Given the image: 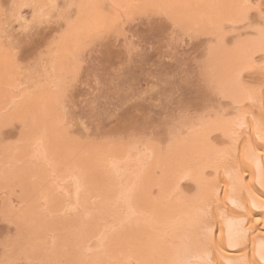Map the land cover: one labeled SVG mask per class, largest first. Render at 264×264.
Returning <instances> with one entry per match:
<instances>
[{
  "label": "bare ground",
  "instance_id": "obj_1",
  "mask_svg": "<svg viewBox=\"0 0 264 264\" xmlns=\"http://www.w3.org/2000/svg\"><path fill=\"white\" fill-rule=\"evenodd\" d=\"M16 2L35 4L33 12L43 5H56L55 0ZM241 2L75 0L72 5L78 7L70 22L66 20L47 50L41 80H22L20 67L11 49L2 43L0 31V125L20 124L16 142L0 148V195L7 193L0 213L17 230L6 242L9 248L2 254V263L199 264L188 237L196 229L201 198L209 194L208 182L213 178L222 189L220 206L228 209L224 220L216 214L217 239L223 225L226 243L229 219H246L245 227H249L257 214L264 215L258 207L249 219L239 207L225 204L223 189L230 168L221 162L218 151L232 144L226 121L236 115L233 96L246 109L256 107L260 113L259 96L252 105L236 85L238 73L243 84L257 90L260 85L245 80L253 63H259L253 54L259 59L260 34L252 29L239 34L244 24L238 23L232 5ZM92 4L102 7H89ZM149 9L165 14L185 30L209 36L204 73L233 111L221 108L187 122L183 131L173 133L163 145L73 138L68 126H61L60 85L76 68L79 51L109 31L113 20L120 22ZM42 153L47 154L46 159ZM246 164L249 178L257 166L264 169L262 159ZM74 177H80L82 183L79 203ZM129 188H134L130 205L121 199V193ZM258 189L257 185L253 191ZM235 199L237 205L251 207L247 192ZM237 227L233 225V230ZM261 235L264 229L257 227L249 236V252L254 243H260L255 238Z\"/></svg>",
  "mask_w": 264,
  "mask_h": 264
},
{
  "label": "rangeland",
  "instance_id": "obj_2",
  "mask_svg": "<svg viewBox=\"0 0 264 264\" xmlns=\"http://www.w3.org/2000/svg\"><path fill=\"white\" fill-rule=\"evenodd\" d=\"M74 1L55 0L58 7L50 10V20L35 23L27 31L21 30L23 21H13L6 34L2 31V43L11 49L22 80L43 78L47 50L66 22L59 18V10ZM11 2L0 0V7L7 8ZM20 15L31 20L33 8L21 10ZM243 26L239 34L250 33L249 25ZM120 28L127 38L111 30L95 38L79 51L77 66L65 79H74L67 98L61 97L64 122L73 138L163 145L187 122L221 108L233 111L204 73L209 36L185 30L152 9L123 18ZM245 80L256 86L261 83L258 72H247ZM253 110L259 116L256 107ZM19 125H0V148L16 142ZM5 195V191L0 195V206ZM16 232L15 225L0 213V260Z\"/></svg>",
  "mask_w": 264,
  "mask_h": 264
},
{
  "label": "snow or ice",
  "instance_id": "obj_3",
  "mask_svg": "<svg viewBox=\"0 0 264 264\" xmlns=\"http://www.w3.org/2000/svg\"><path fill=\"white\" fill-rule=\"evenodd\" d=\"M35 4L17 3L16 0L9 3L7 8L0 7V31L5 34L9 31L13 21H23L22 31H27L31 25L35 23H43L45 20H50L52 9L57 8V5L40 6L39 12H33L32 19L26 20L20 15L21 10L28 8H36ZM78 7L77 5H66L60 9V19H65L70 22L72 10ZM79 7H83L80 5ZM89 7L100 8L101 5L92 4ZM121 7V5H116ZM153 7H157L153 5ZM239 15L238 23L249 25L250 29L260 34L259 41V63H253L249 69L250 72H258L261 78V83L258 87L253 88L242 83L240 74H237L236 85L239 93L246 96L247 100L255 105L256 98L260 99V113L257 116L253 109H246V106L237 102L235 96L231 99L236 104L234 109L236 115L226 121L228 125V138L232 144L224 149L218 150L221 155V162L226 168H230L228 172V183L223 191L226 192L225 204H232L234 207H239V211L245 213L251 219L252 210L259 207L260 213L264 214V169L257 166L256 171L249 178L245 171L248 161L257 159L264 160V0H243V2L232 5ZM47 13V15H45ZM252 14L255 15L253 20ZM110 30L115 31L117 35H124L127 38V33L120 28L118 19L113 20L110 25ZM243 69L241 70V72ZM74 79L69 78L60 85V94L63 99L67 98L69 90L73 86ZM223 96L224 94L221 93ZM66 111V109H65ZM228 110L226 109L225 112ZM249 116L251 120L249 121ZM66 127V121L61 125ZM44 158H47L46 153H42ZM77 185L78 203L79 193L82 190L80 177H74ZM210 192L207 196L201 198V207L198 214L197 226L195 231L188 237L189 246L197 253L199 264H264V235L256 237L260 243H254L249 252V236L256 231L257 227L264 229V215L257 214L255 223L252 226L245 227L246 219H229L228 230L226 233L227 240L225 243V232L223 225L220 226V238L217 239V213L219 219L224 220L228 216L227 207L221 208L220 192L218 181L213 180L208 182ZM259 186L258 192L253 191V188ZM134 188H129L121 193V199L124 203L130 205ZM252 198L251 207L237 205L236 195L242 198L244 193ZM214 194V197H213ZM47 202V198H45ZM259 202V204L257 203ZM247 201H245V204ZM215 206V210H214ZM131 211V209H130ZM233 225H237V229L233 230ZM228 253V255H225ZM238 253V255H232ZM28 264H33L29 261ZM43 264V262H40Z\"/></svg>",
  "mask_w": 264,
  "mask_h": 264
}]
</instances>
